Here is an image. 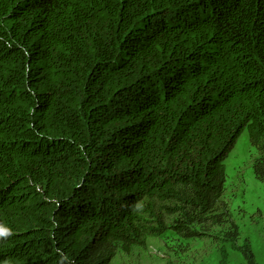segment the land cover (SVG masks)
<instances>
[{
  "label": "trees",
  "instance_id": "trees-1",
  "mask_svg": "<svg viewBox=\"0 0 264 264\" xmlns=\"http://www.w3.org/2000/svg\"><path fill=\"white\" fill-rule=\"evenodd\" d=\"M246 129L264 181V0H0V264L199 235Z\"/></svg>",
  "mask_w": 264,
  "mask_h": 264
},
{
  "label": "rangeland",
  "instance_id": "rangeland-1",
  "mask_svg": "<svg viewBox=\"0 0 264 264\" xmlns=\"http://www.w3.org/2000/svg\"><path fill=\"white\" fill-rule=\"evenodd\" d=\"M260 157L248 129L244 130L225 160L221 202L198 224L199 235L187 237L172 229L150 234L147 245L130 252L121 245L113 246L109 264H222L224 251L227 264H247L242 251L233 246L245 241L264 264V181L255 172Z\"/></svg>",
  "mask_w": 264,
  "mask_h": 264
}]
</instances>
